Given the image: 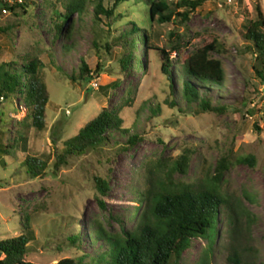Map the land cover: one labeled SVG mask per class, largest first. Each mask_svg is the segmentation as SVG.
Instances as JSON below:
<instances>
[{
  "label": "rangeland",
  "instance_id": "374dc122",
  "mask_svg": "<svg viewBox=\"0 0 264 264\" xmlns=\"http://www.w3.org/2000/svg\"><path fill=\"white\" fill-rule=\"evenodd\" d=\"M4 1L13 0H0V27L5 30L0 31V63L19 61L25 55L40 56L46 65L43 73L50 98L42 132L22 121L25 109L19 100L0 99V142L5 145L16 139L9 154L0 153V240L19 235L20 222L28 213L35 238L28 245L26 262L50 264L83 255L90 261L104 247L102 242L91 241L96 222L108 231L120 230L121 224L113 216L130 225L127 218L137 206L138 192L146 186L147 172L166 171L168 168H158L159 163L170 166L189 149L193 154L183 179L194 180L206 169H213L222 155H229L233 163L222 189L242 202L239 229L232 240L222 231L211 264H228L230 244L241 253L243 264H264V82L254 75L255 60L244 50L249 42L242 34L246 20L255 18L256 6L264 14V0H203L186 25L178 19L145 27L151 43L168 52L176 68L191 51L214 40L219 43V52L212 55L223 63L225 81L222 88H209L202 95L213 106H225L226 110L204 113L195 112L196 102L185 105L180 77L172 68L173 79H167L158 50L150 45L145 56L141 42L130 49L133 36L127 33L128 22L141 17L140 11L127 3L115 11L119 20L101 15L98 21L93 13L95 0H89L81 16L73 15L69 38L52 42L49 3L55 0H33L26 14L20 9L16 13L4 10ZM112 4L113 0H103L106 8ZM179 36L183 41L177 53L173 47ZM105 42L108 48L103 47ZM131 50L137 59L145 60V71L133 61L134 67L125 71L118 67L117 60ZM82 60L92 70L91 78L72 83L63 72L78 73ZM118 77L122 78L119 88L107 96L99 91ZM127 88L132 91V105L119 115L122 126L141 140L128 146L127 135L113 132L103 148L69 156L67 164L55 170L64 141L103 108L115 110ZM167 100H175L178 106L168 105ZM247 155L256 158L254 167L234 162ZM26 157L48 160L45 174L36 178L27 174L22 165ZM98 176L109 185L102 197L104 208L94 188ZM76 234L81 241L73 244L69 238ZM203 246L202 239H194L182 264H193Z\"/></svg>",
  "mask_w": 264,
  "mask_h": 264
},
{
  "label": "trees",
  "instance_id": "16d2710c",
  "mask_svg": "<svg viewBox=\"0 0 264 264\" xmlns=\"http://www.w3.org/2000/svg\"><path fill=\"white\" fill-rule=\"evenodd\" d=\"M88 2L89 0H55L49 3L52 42L59 38L64 40L69 38L73 15L81 16ZM203 2V0H113L112 6L106 8L103 0H95L93 13L94 20L101 21L99 18L101 15L107 19L119 20L116 19L115 11L123 3L140 11L138 13L141 20L128 22L130 28L127 33L133 36L130 49H135L137 42H141L145 56L146 50L151 47L158 50L163 58L161 70L167 79L170 82L173 79L172 68L180 77V96L186 106L196 102L197 113L221 112L226 110L225 106L215 107L202 95L209 88H222L225 81L223 63L212 55L213 52H219V43L214 40L202 48L191 51L184 62L176 68L175 64L171 63L170 54L151 43V36L145 28L151 25V22L163 24L178 19L182 25H186L190 14ZM34 3L33 0L4 1L2 7L14 13L20 9L26 14ZM255 11V18H248L243 24L242 34L249 42L244 50L254 57L252 70L255 77L264 82V14L259 6L255 7ZM0 31L5 33L1 27ZM125 35L126 32L117 39L121 40ZM182 41V36H179L176 46L173 47L175 52L178 53L182 48ZM62 47L68 49L64 43ZM103 47L109 46L105 42ZM132 50L117 60L118 67L125 71L134 63L136 68L145 71V60L137 59ZM52 64L54 66V61ZM45 67L44 61L38 55H25L20 57L19 61L0 63V99L19 100L25 109L22 121L24 123L29 121V125L38 132L46 128V108L50 98L43 73ZM97 68L101 69V66L97 64ZM91 73L92 70L85 60L81 61L78 73L63 72L72 83L87 81L91 78ZM121 85L122 78L118 77L100 86L99 91L107 96L111 90ZM125 91L122 103L115 110L103 108L82 126L76 135L64 141L63 149L58 153L53 165L55 170L66 165L69 156L84 155L90 150L97 151L103 148L113 132L127 135L128 146L141 140L137 133H131V129L122 126L123 119L119 113L124 107H130L133 101L131 89L127 88ZM167 104L172 107L178 106L175 100H167ZM15 145L14 138L5 145L0 142V153L9 154ZM123 148L125 147L120 146V149ZM192 154V151L185 149L170 166H162V163H159L158 168H168L166 171L147 172L146 186L138 192L137 206L129 212L127 218L131 221L130 225L113 216L121 224L120 230L108 231L96 222L91 241L93 244L102 242L104 247L96 256L91 257L90 261H85L86 255H83L77 258H63L50 264H182L183 255L189 250L194 239H202L205 246L193 264H211L222 231L229 240H232L239 229L242 202L240 199L234 200L222 189L225 173L233 163L229 155H222L213 169H206L199 177L186 181L183 177L188 175ZM234 162L254 167L256 158L247 155L236 158ZM22 165L26 168L27 174L36 178L45 174L48 160L26 157ZM176 175L181 177L176 178ZM94 188L97 201L101 208H104L102 197L108 192V181L100 176L95 177ZM29 222L27 213L20 222V234L0 240V264H35L25 261L28 245L35 238ZM69 240L73 244L81 241L77 234L70 236ZM227 262L243 264L241 253L233 244L229 246Z\"/></svg>",
  "mask_w": 264,
  "mask_h": 264
}]
</instances>
